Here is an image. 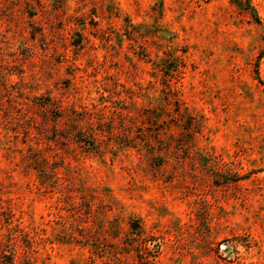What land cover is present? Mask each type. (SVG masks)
Returning a JSON list of instances; mask_svg holds the SVG:
<instances>
[{
  "label": "rangeland",
  "instance_id": "obj_1",
  "mask_svg": "<svg viewBox=\"0 0 264 264\" xmlns=\"http://www.w3.org/2000/svg\"><path fill=\"white\" fill-rule=\"evenodd\" d=\"M240 1L0 0L14 264H264V0Z\"/></svg>",
  "mask_w": 264,
  "mask_h": 264
},
{
  "label": "trees",
  "instance_id": "obj_2",
  "mask_svg": "<svg viewBox=\"0 0 264 264\" xmlns=\"http://www.w3.org/2000/svg\"><path fill=\"white\" fill-rule=\"evenodd\" d=\"M231 2L234 4H237L238 6H242L246 10L251 9V6L249 3L244 4L240 0H231ZM132 229L138 231L140 230V226L133 225ZM0 264H14V258L10 251H6L5 249H0Z\"/></svg>",
  "mask_w": 264,
  "mask_h": 264
}]
</instances>
